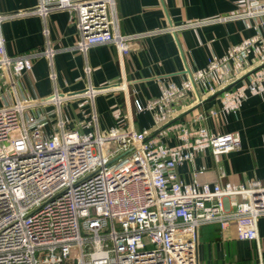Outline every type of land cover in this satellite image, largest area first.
<instances>
[{
    "label": "built area",
    "instance_id": "1",
    "mask_svg": "<svg viewBox=\"0 0 264 264\" xmlns=\"http://www.w3.org/2000/svg\"><path fill=\"white\" fill-rule=\"evenodd\" d=\"M262 1L246 0L247 8L262 13ZM114 4L115 0H39L32 12L74 10L81 36L78 49L113 42L122 61L139 35L119 32ZM15 15L0 13V88H6L0 104V264H201L200 230L206 224L221 230L234 226L237 239L258 244L259 217L264 215L261 179L236 185L202 182L198 175L203 167L193 172L197 177L192 182L179 175L177 168L206 150L222 155L242 145L234 132L205 128L203 112L171 125L173 109L166 102L190 89L189 82L169 86L163 100L149 105L160 106L157 121L170 123L165 134L175 131L170 143L131 126L66 129L60 109L68 98H93L126 86H90L68 95L56 91L48 98H21L11 66L21 68L28 55H8L1 31V22ZM256 41L247 39L213 58L197 77L217 71L218 81L227 83L232 78L230 63H243L257 50ZM49 50L47 55L52 54ZM257 57L264 60V52ZM250 72L239 78L234 90L222 92L220 111L237 112L249 95H264V62ZM78 123L93 125L89 120ZM110 144L113 149L105 153ZM251 264L264 260L259 255Z\"/></svg>",
    "mask_w": 264,
    "mask_h": 264
},
{
    "label": "crops",
    "instance_id": "2",
    "mask_svg": "<svg viewBox=\"0 0 264 264\" xmlns=\"http://www.w3.org/2000/svg\"><path fill=\"white\" fill-rule=\"evenodd\" d=\"M38 3L39 0H0V13L23 12L1 22L8 55H28L21 62V68L11 66L21 98L42 99L53 96L56 91L68 95L90 86L105 89L124 84L125 90L119 87L98 92L93 98H68L66 101H72L73 109L68 110L66 116L60 109L65 127L67 121L70 129H84L78 123L82 120L91 121L95 130L100 131L131 126L136 130H148L150 136L170 143L175 131L165 134L164 130L171 121L190 118L193 110H197L207 116L203 121L205 128L238 134L242 148L231 156L228 153L226 158L210 150L201 153L194 162L178 168L181 179L192 182L197 177L193 172L203 167L205 171L198 175L202 182L233 185L251 178L264 180V95H249L237 112L220 111L223 88L216 85L218 72L209 71L202 78L197 77L199 72L209 69L213 58L223 57L246 39L260 37L264 42V20L245 14V0H115L119 32L139 35L131 41L130 51L122 61L113 42L94 44L86 51L78 49L81 36L75 23V11L58 9L46 15L32 12ZM259 46L260 42L256 44ZM49 49L52 54L47 55ZM257 50L241 64L230 63L232 80L258 66ZM184 82L192 87L166 102L167 107L173 109L170 123L157 121L156 114L161 108L158 104L149 105L163 100L169 86H181ZM212 85L217 91L212 92ZM211 110L220 112L212 115ZM221 234L216 247L222 264H229V260L235 262L233 264H251L258 261L259 255L264 260V219L259 225L258 244L249 241L242 252L234 226L221 230ZM224 241L235 250V253H228L229 257L222 255L227 250ZM208 244L201 242L200 230L198 256L201 264V248L204 255Z\"/></svg>",
    "mask_w": 264,
    "mask_h": 264
},
{
    "label": "rangeland",
    "instance_id": "3",
    "mask_svg": "<svg viewBox=\"0 0 264 264\" xmlns=\"http://www.w3.org/2000/svg\"><path fill=\"white\" fill-rule=\"evenodd\" d=\"M245 2H246V0H245ZM262 2H264V0L262 1ZM261 2V3H262ZM246 7H247V5H246ZM251 10V9H250ZM250 10L247 8V10H246V12H245V14L247 15V16H251V17H256V18H260L261 20H264V10L262 11V13H257V11L258 10H255L254 12L255 13H251L250 12ZM256 39H257V41L255 42L256 44H257V46H258V42H260V46L259 47H257V52H259V55H262L263 54V52H264V42H261V40H260V37H255ZM247 40V39H246ZM262 62H264V60L263 59H260V60H258V65L260 66V64L262 63ZM238 64L240 63L239 61L237 62ZM255 67V66H254ZM251 70H254V68L253 69H251ZM250 70V71H251ZM250 71H248L247 73H246V75L247 74H250V73H252V72H250ZM246 75H243V77H245ZM242 77V78H243ZM233 78H230V79H228V81H227V83H220L219 81L217 82V86H220V87H224L223 88V91L225 90V89H227V90H234L238 85H239V82L241 81V79H240V81H239V78L238 79H236V80H232ZM6 88H4V87H2V88H0V101H1V105L3 104V100H2V98H1V96L5 93V90ZM222 91V92H223ZM54 94V93H53ZM221 96H222V93H221ZM256 96V95H255ZM46 97H48V96H46ZM69 107V108H68ZM62 112H64V114H65V116L67 115V113H68V110H71V109H73V103H72V101L70 102V103H68L67 101L66 102H63V104H62ZM242 108V107H241ZM240 108V109H241ZM194 111V113H192V117L193 116H195L196 114H198L200 111H197V110H193ZM212 112L213 111H216L217 113L216 114H213V115H217L218 114V112H220L219 110H211ZM33 112H30V110H27L26 111V114L28 115V116H32L33 114H32ZM192 117H190V118H192ZM185 120H187V118H185ZM202 125H203V123H202ZM71 127H70V125H69V123L66 121V129H70ZM74 128V127H73ZM84 129H80V128H75V129H78L80 132H83V131H89V130H91V129H93V130H95V127H94V125H93V127L92 128H90V127H83ZM102 131H104V130H102ZM236 134V133H235ZM236 135H238V134H236ZM239 136V135H238ZM240 137V136H239ZM240 139H241V137H240ZM241 143H242V140H241ZM241 148H242V145H241ZM240 148V149H241ZM113 149V146H112V144H110L109 146H107V147H105V153H108V152H110L111 150ZM240 149H238V150H240ZM206 151H209V150H206ZM237 152V150H234L233 152H231V153H229V155L231 156L232 154H234V153H236ZM222 155H224V158H226L227 156H228V153H226V154H222ZM222 155H219L218 157H221ZM222 165L221 166H223V162L221 163ZM177 170H178V168H177ZM179 172V171H178ZM260 179V178H259ZM262 180V179H261ZM263 181V183H264V180H262ZM234 185H236L237 183H233ZM264 219V215H262V216H260L259 217V225H261V222H262V220ZM82 231L84 232V229H82ZM241 242L238 244V248H239V251L240 252H242L243 250H245V248H246V246L244 245L245 243H247V242H249V241H251V240H240ZM242 242H244L243 244H242ZM203 244H207V243H203ZM216 244H217V242H214V243H210V244H208V246H207V252H208V255H207V252H205L204 253V255H203V253H202V251H203V248H201V258L203 259V261H202V263L203 264H222V260L219 258V256H217V247H216ZM225 247H226V249L227 250H225L223 253H222V255L223 256H227L228 255V257H229V254L228 253H230V252H233V253H235V250H234V248L230 245V243L228 244V242L226 241H224V244H223ZM230 247H232L233 248V250H230ZM230 256L231 257H233V255L232 254H230ZM230 262H231V264H233V263H235V262H233V261H231V260H229V261H227V263H229L230 264Z\"/></svg>",
    "mask_w": 264,
    "mask_h": 264
},
{
    "label": "trees",
    "instance_id": "4",
    "mask_svg": "<svg viewBox=\"0 0 264 264\" xmlns=\"http://www.w3.org/2000/svg\"><path fill=\"white\" fill-rule=\"evenodd\" d=\"M221 228L216 224H206L201 227V242L214 243L221 240Z\"/></svg>",
    "mask_w": 264,
    "mask_h": 264
}]
</instances>
